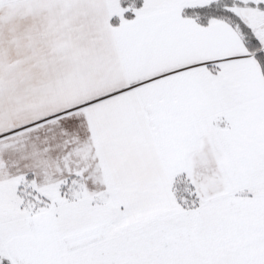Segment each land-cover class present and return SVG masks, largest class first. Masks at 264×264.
Listing matches in <instances>:
<instances>
[{
	"label": "snow or ice",
	"instance_id": "snow-or-ice-1",
	"mask_svg": "<svg viewBox=\"0 0 264 264\" xmlns=\"http://www.w3.org/2000/svg\"><path fill=\"white\" fill-rule=\"evenodd\" d=\"M0 264H264V0H0Z\"/></svg>",
	"mask_w": 264,
	"mask_h": 264
}]
</instances>
